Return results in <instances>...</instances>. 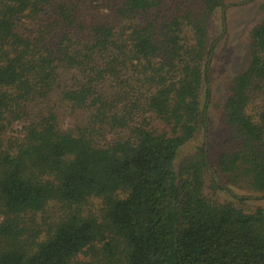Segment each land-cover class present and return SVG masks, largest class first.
<instances>
[{"label": "trees", "instance_id": "1", "mask_svg": "<svg viewBox=\"0 0 264 264\" xmlns=\"http://www.w3.org/2000/svg\"><path fill=\"white\" fill-rule=\"evenodd\" d=\"M224 5L0 0V264H264V207L206 195L204 147L176 169L206 124L209 21ZM249 44L215 168L264 197V17ZM16 121L23 135L5 137ZM93 198L99 217L83 213ZM52 204L66 211L41 227Z\"/></svg>", "mask_w": 264, "mask_h": 264}, {"label": "rangeland", "instance_id": "2", "mask_svg": "<svg viewBox=\"0 0 264 264\" xmlns=\"http://www.w3.org/2000/svg\"><path fill=\"white\" fill-rule=\"evenodd\" d=\"M225 5L217 9L209 21V41H215L214 49L210 52L209 57V75L211 79L210 90L211 95L208 99V107L206 109L205 127H200L196 137L185 144L178 152L176 160V169L186 158L196 153L200 147H206V161L209 172L206 174L205 193L209 197L218 201H232L234 196L246 198L245 201L239 203L240 206L246 208L264 207V197L261 193L240 192L226 184L225 177H221L216 171V158L221 148L229 142L231 131L226 124L224 118V103L229 92V86L234 77L242 72L250 58L249 32L251 28L264 17V0H224ZM106 10V7H104ZM48 15H44L46 19ZM27 29L30 21L25 20ZM264 105V101L259 102ZM75 117L65 110L61 123L63 127L75 125ZM153 123H159L154 120ZM21 121L14 122L6 130L4 134L8 138H17L23 135V126ZM212 167L218 175L219 185L225 189H216L212 185V176L215 179ZM237 202V200H236ZM102 200L99 198L90 199L83 206L85 215L98 216L101 214ZM66 208L60 204H52L46 213H38L34 216L35 221L41 227L44 226L46 220H55L61 216ZM0 215V222L3 220ZM31 224V221L28 220ZM86 256H79L72 264H87Z\"/></svg>", "mask_w": 264, "mask_h": 264}, {"label": "water", "instance_id": "3", "mask_svg": "<svg viewBox=\"0 0 264 264\" xmlns=\"http://www.w3.org/2000/svg\"><path fill=\"white\" fill-rule=\"evenodd\" d=\"M205 150H206V147H205ZM210 169H211V171L213 172V174H214V176H215V180H216V182H217L218 184H220V183H219V178H218L217 173L215 172V170H214L212 167H210ZM239 197H247V196H239Z\"/></svg>", "mask_w": 264, "mask_h": 264}]
</instances>
